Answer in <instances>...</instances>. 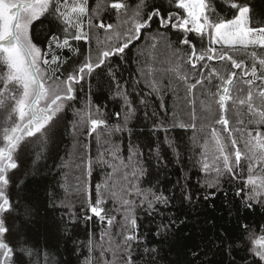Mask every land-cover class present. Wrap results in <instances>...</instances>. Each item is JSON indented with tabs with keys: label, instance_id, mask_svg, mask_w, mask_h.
<instances>
[{
	"label": "snow or ice",
	"instance_id": "6c2138e0",
	"mask_svg": "<svg viewBox=\"0 0 264 264\" xmlns=\"http://www.w3.org/2000/svg\"><path fill=\"white\" fill-rule=\"evenodd\" d=\"M258 4L0 0V264H56L61 242L76 245L80 264H264V223L248 219L264 209V0ZM45 22L41 35L35 27ZM240 50L250 67L234 58ZM214 60L241 70L239 82ZM93 82L107 88L113 108L94 101ZM140 120L146 143L136 135ZM176 128L191 135L180 141L170 134ZM66 137L72 150L54 166L63 197L29 195L47 168L41 161L55 159ZM26 159L32 167L22 173ZM194 172L202 191L189 183ZM218 194L228 219H194L192 210L216 208ZM145 218L154 227L142 232ZM93 221L80 240L76 229Z\"/></svg>",
	"mask_w": 264,
	"mask_h": 264
},
{
	"label": "trees",
	"instance_id": "16d2710c",
	"mask_svg": "<svg viewBox=\"0 0 264 264\" xmlns=\"http://www.w3.org/2000/svg\"><path fill=\"white\" fill-rule=\"evenodd\" d=\"M250 2L256 3L258 5L257 11H259L258 0H250ZM222 15H225L228 18H231V14L228 12H224V13H222ZM258 19H259V17H257V20ZM47 28H48V25L46 22L44 24L38 23L35 27V31L42 35L45 31H47ZM172 39L176 40L177 37L175 35H173ZM205 44H207V41H205ZM199 47H200V45L198 44V48ZM216 47H219V46H216ZM133 51H135V50H133ZM257 51L260 53V55H264V52H260V50H257ZM234 58L243 59L245 61V63L249 65V67L252 64V60H251L250 56L246 55L242 50L237 51L234 54ZM208 63L211 64L212 66L220 69L221 72L236 71L238 74L237 80L239 82L240 76H241V70L232 69L230 64H225L224 62H220V61L214 60V61H210ZM134 68H135V65L130 64L128 67V70L131 71ZM259 74L260 73H258V75ZM125 75H127V72H125ZM256 83L259 84V81H257ZM239 86L246 87L242 83H239ZM93 94H94L93 95L94 101H97L101 104L108 103L109 108L114 107L111 104V102L106 99V97L109 95L106 87L97 88L95 82H93ZM81 96H83V94H81ZM197 97L203 98L199 92L197 93ZM153 100H154V103L156 105H159L161 103V99L154 97ZM163 102L167 105L170 112L176 106L175 97L171 92H169L166 96L163 97ZM180 103H181V107L183 109V111H181L180 114L184 119H187V116H186L187 108H186V106L183 105V101H181ZM79 106L80 105H77V107H79ZM231 114L232 113L230 111L229 115L231 116ZM68 115H69V117H71L70 111H69ZM245 122L247 124V116H245ZM135 123H136V135L141 138L142 142L146 143V137L144 136V134L139 132V128L143 125L142 120L137 121ZM217 127H219V126H217ZM170 134L172 136L178 138V140H180V141H186L188 136L191 135V132L190 131L186 132L183 129L176 128V129L172 130V132ZM205 134L206 133H202V135H205ZM124 140H125V144H126L127 138L124 137ZM71 150H72V141L70 138L66 137L64 142L60 145V147L58 149V154H57L55 159H48L45 161H41V163L47 164V168L44 169V175L40 179L38 185L29 184V192H28L29 195H37L38 194L39 199L44 200L47 192L54 190L61 197H63V191L61 189H59L57 186V181H59L61 179V177L59 175H57L58 170L54 166L56 164L60 163L59 157H61V156L66 157V153L70 152ZM93 152H95V148H93ZM22 163H23L22 173H23V171L31 169V167H32L31 160L26 159ZM169 175H170L171 179L174 181L177 178L178 170L175 168L171 169V171L169 172ZM101 177H102V173H100L99 170L97 172H95L93 174V178H92L93 185H95V183L99 182ZM21 178H25V177H23V175H22ZM196 178H197V176H196V173L194 172L192 180L189 181V183L192 185L193 192L202 191L198 188V185H196V183H195ZM25 179L27 182V179H29V178H25ZM70 179H71V175H70ZM231 198H232V193L230 192L229 193V199H231ZM214 203L216 205L215 209H210V208L201 206L195 210H192L191 215L193 216L194 219H196V218L202 219L205 215H215L217 217H220L222 215L223 218L221 219L220 222L223 223L224 221H226L228 219V211H229V208L225 204V197L222 194H218ZM235 207H236V204L234 202L233 206H232L233 211H234ZM173 210H175V209H173ZM56 211L59 213L62 210L58 209ZM248 219L253 224L264 223V209L257 207L256 211L254 213L250 214ZM141 224H142V232H146V230L148 228L154 227V225L152 223H150V218L143 219L141 221ZM95 227H96L95 221L90 222L87 226L84 224H80L78 229H76V232L78 234V238L80 240H84L86 235H87L88 230L89 229H95ZM199 234H200L199 231H197L195 233V235L197 237L199 236ZM183 243L184 242L181 241V246L183 245ZM74 247H76V245H74L71 242H68V243L61 242L58 245V251L56 249H53L52 255L54 257L56 264H80V262L83 260V256L80 255L79 259H78L79 253L77 251L72 250ZM84 251L86 252V249ZM165 251H167V246H165ZM169 259H176V253H174V252L171 253L169 256Z\"/></svg>",
	"mask_w": 264,
	"mask_h": 264
},
{
	"label": "rangeland",
	"instance_id": "374dc122",
	"mask_svg": "<svg viewBox=\"0 0 264 264\" xmlns=\"http://www.w3.org/2000/svg\"><path fill=\"white\" fill-rule=\"evenodd\" d=\"M243 51V50H242ZM249 51H251V50H249Z\"/></svg>",
	"mask_w": 264,
	"mask_h": 264
}]
</instances>
